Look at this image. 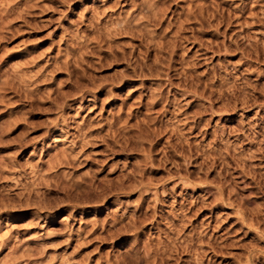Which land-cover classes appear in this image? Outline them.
I'll return each mask as SVG.
<instances>
[{
  "label": "rangeland",
  "instance_id": "374dc122",
  "mask_svg": "<svg viewBox=\"0 0 264 264\" xmlns=\"http://www.w3.org/2000/svg\"><path fill=\"white\" fill-rule=\"evenodd\" d=\"M0 264H264V0H0Z\"/></svg>",
  "mask_w": 264,
  "mask_h": 264
},
{
  "label": "bare ground",
  "instance_id": "6f19581e",
  "mask_svg": "<svg viewBox=\"0 0 264 264\" xmlns=\"http://www.w3.org/2000/svg\"><path fill=\"white\" fill-rule=\"evenodd\" d=\"M210 152V154L212 153V151H209ZM204 153H201V155L199 156L200 157V159H201V161H200V164L202 165L203 163H204V161H205V159H204V155H203ZM213 160H214V158H213ZM214 162L212 161V164H213Z\"/></svg>",
  "mask_w": 264,
  "mask_h": 264
}]
</instances>
